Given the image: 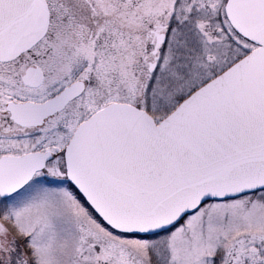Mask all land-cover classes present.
Returning <instances> with one entry per match:
<instances>
[{"label": "snow or ice", "instance_id": "snow-or-ice-1", "mask_svg": "<svg viewBox=\"0 0 264 264\" xmlns=\"http://www.w3.org/2000/svg\"><path fill=\"white\" fill-rule=\"evenodd\" d=\"M0 264H264V0H0Z\"/></svg>", "mask_w": 264, "mask_h": 264}]
</instances>
